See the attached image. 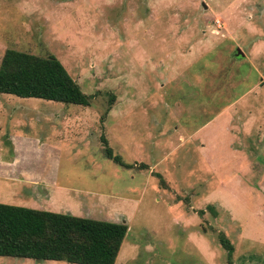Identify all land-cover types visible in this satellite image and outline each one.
Listing matches in <instances>:
<instances>
[{
	"label": "rangeland",
	"instance_id": "obj_1",
	"mask_svg": "<svg viewBox=\"0 0 264 264\" xmlns=\"http://www.w3.org/2000/svg\"><path fill=\"white\" fill-rule=\"evenodd\" d=\"M6 48L53 54L91 95H13L40 144L11 153L67 188L46 210L123 221L113 264H264V0H0Z\"/></svg>",
	"mask_w": 264,
	"mask_h": 264
},
{
	"label": "trees",
	"instance_id": "obj_2",
	"mask_svg": "<svg viewBox=\"0 0 264 264\" xmlns=\"http://www.w3.org/2000/svg\"><path fill=\"white\" fill-rule=\"evenodd\" d=\"M238 56L237 54H235ZM0 93L87 106L91 95L83 93L53 54L39 56L13 48L0 58ZM105 154L120 166L101 137ZM140 167H146L139 163ZM214 214L212 207H206ZM202 210H197L202 214ZM123 221H109L0 202V256L28 258L36 262L113 264L126 232ZM218 242L229 259L232 245L223 233Z\"/></svg>",
	"mask_w": 264,
	"mask_h": 264
},
{
	"label": "crops",
	"instance_id": "obj_3",
	"mask_svg": "<svg viewBox=\"0 0 264 264\" xmlns=\"http://www.w3.org/2000/svg\"><path fill=\"white\" fill-rule=\"evenodd\" d=\"M0 94H3V96L0 95V201L1 203L4 202L19 206V203L23 204L27 201L26 198L28 197L31 200L27 201L30 203L26 204L29 205L27 207L46 210L45 206L50 205L51 200L58 198L52 196L53 192L51 189L63 190L65 187L59 183L54 184V182H51V178H55V174L50 173V171H48L49 175L47 173H41L42 171L38 170V166L33 164L31 158H24L20 154V157L24 159L23 162L26 160L29 161L30 166L27 168L24 166L25 163H17L15 151L11 153L13 150L19 151V148H27L33 144L35 146L40 144L36 139L26 134L18 133L17 129L18 125H20L19 122H21L18 119L21 112L17 113L16 111L31 109L36 105L32 104L31 101H25L27 103L16 101L13 98L17 96L14 97L12 94ZM45 139H48V137ZM51 142H54V140ZM41 144H44V142ZM55 159L53 158L54 164ZM45 160L48 161L47 159ZM48 167L51 168V165L48 164ZM35 186L41 189L39 192L33 193L31 191L35 189ZM27 187L29 188L27 189ZM65 190L67 191V188ZM11 193L14 195L18 193L22 197L13 202L12 199L7 198Z\"/></svg>",
	"mask_w": 264,
	"mask_h": 264
},
{
	"label": "water",
	"instance_id": "obj_4",
	"mask_svg": "<svg viewBox=\"0 0 264 264\" xmlns=\"http://www.w3.org/2000/svg\"><path fill=\"white\" fill-rule=\"evenodd\" d=\"M235 54L242 56L243 53L240 51V49L238 47L235 48Z\"/></svg>",
	"mask_w": 264,
	"mask_h": 264
}]
</instances>
